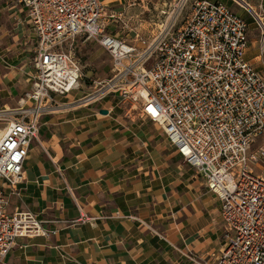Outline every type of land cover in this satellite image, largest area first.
Instances as JSON below:
<instances>
[{"label":"built area","instance_id":"2783aa9c","mask_svg":"<svg viewBox=\"0 0 264 264\" xmlns=\"http://www.w3.org/2000/svg\"><path fill=\"white\" fill-rule=\"evenodd\" d=\"M14 1L26 11L35 72L12 114L0 111V264L18 239L55 234L30 212L10 213L4 190L24 182L29 146L42 117L58 107L56 96L80 89L79 40L94 42L111 59L110 77L82 100L108 99L157 126L219 203L221 249L210 260L187 258L264 264V176L256 172L264 171V143H257L264 134V76L245 58V18L223 3L193 0L183 25L138 49L106 33L104 22H123L122 14L101 0ZM250 13L264 37L263 21Z\"/></svg>","mask_w":264,"mask_h":264},{"label":"crops","instance_id":"0c3cea01","mask_svg":"<svg viewBox=\"0 0 264 264\" xmlns=\"http://www.w3.org/2000/svg\"><path fill=\"white\" fill-rule=\"evenodd\" d=\"M247 5L264 23V0L259 11ZM15 12L0 0V39ZM250 18L245 58L264 76V37ZM72 93L56 96L58 107L42 117L24 182L4 190L10 213L30 212L55 234L18 239L5 264H196L188 254L216 255L225 233L201 176L153 124L108 99L85 103L83 92Z\"/></svg>","mask_w":264,"mask_h":264},{"label":"rangeland","instance_id":"374dc122","mask_svg":"<svg viewBox=\"0 0 264 264\" xmlns=\"http://www.w3.org/2000/svg\"><path fill=\"white\" fill-rule=\"evenodd\" d=\"M192 1L121 0L120 5L110 4L108 11L120 9L123 22L106 19L108 21L104 22L105 31L118 36L129 45L142 49L169 26L175 24L172 27V30L175 31L183 25L190 14ZM241 1L250 4L257 11L260 10L258 7L260 0ZM2 3L15 6L16 11L10 19L12 20L11 27L8 28L5 37L0 39V111L5 110L10 112L8 114H12L11 112L18 107L20 99L30 90L33 83L30 75L35 72L32 65L35 43L31 39L25 9L22 10L14 0H2ZM228 6H231L232 11L244 18H250L253 15L238 0H230ZM82 41L79 40L75 46V56L80 61L82 68L78 93L83 92L81 96L86 97L95 91L94 83L110 77L111 59L107 52L94 42ZM147 122L152 125L150 121ZM4 127L5 124L2 122L0 130H3ZM153 128L159 132L157 126L154 125ZM257 143H264V134ZM256 172L264 176V171L261 169H257Z\"/></svg>","mask_w":264,"mask_h":264},{"label":"water","instance_id":"95a60500","mask_svg":"<svg viewBox=\"0 0 264 264\" xmlns=\"http://www.w3.org/2000/svg\"><path fill=\"white\" fill-rule=\"evenodd\" d=\"M239 2H241L242 4H243V6L248 10H250V8L248 7V5L247 4H245L243 1H241V0H238ZM251 11V10H250ZM101 114H104V115H106L107 114V112L106 111H101L100 112Z\"/></svg>","mask_w":264,"mask_h":264},{"label":"bare ground","instance_id":"6f19581e","mask_svg":"<svg viewBox=\"0 0 264 264\" xmlns=\"http://www.w3.org/2000/svg\"><path fill=\"white\" fill-rule=\"evenodd\" d=\"M182 1L184 2L185 0H182ZM179 5H181V4H179ZM179 5H178V6H179ZM181 6H182V5H181ZM248 7H249V6H248ZM251 10H252V9H251ZM2 132H3V131L0 130V136L2 135Z\"/></svg>","mask_w":264,"mask_h":264}]
</instances>
